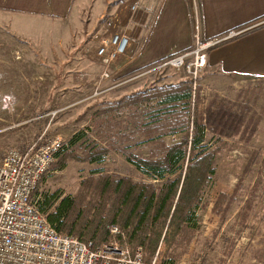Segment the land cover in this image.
I'll return each mask as SVG.
<instances>
[{
	"label": "rangeland",
	"instance_id": "1",
	"mask_svg": "<svg viewBox=\"0 0 264 264\" xmlns=\"http://www.w3.org/2000/svg\"><path fill=\"white\" fill-rule=\"evenodd\" d=\"M195 5L198 7L197 3ZM98 34L103 39L109 37L110 33L104 36L100 32ZM84 39V46L77 47L79 52L76 48L69 51L67 56L59 55L57 63H54L43 56L40 49L12 36L4 26H0V157L10 148L25 150L40 135L43 138L61 135L65 139L64 147L67 148L72 137L79 132L86 134L89 130L90 139L101 143L100 141L112 139L115 132L133 131V124L138 119L137 113L118 111V103H106L107 101L118 100L127 93L148 85H163L185 79L191 81L183 69L165 68L151 71L127 86L116 87L97 100H85L82 95L93 90L104 68L101 60L87 54L96 43L95 40H88L86 35ZM77 57L80 62L75 61ZM85 61L86 65L83 64ZM118 82L120 80L113 77L108 84ZM191 83L192 81L189 85ZM80 85L81 90L76 88ZM207 89L200 83L195 96L191 92L193 115L187 119L186 129L175 134L177 139L173 138L174 135L165 137L168 144H173L179 142L185 131H188L191 140L194 125L198 122L203 130V141L197 146L195 154L203 149H219L213 162L214 174L201 192L200 203L194 208L195 227L189 242L178 245L167 236L162 238L156 253L152 254L148 240L150 224L145 225L140 244L136 246L130 243L129 231L119 225L132 248H143L147 264H152L154 259L155 264H264V174H260L264 155V79L258 80L252 90H242L239 96H225L223 100ZM79 100L83 101L80 103ZM218 100L221 104H217ZM183 103L179 104L181 108L185 104ZM71 104L74 105L70 107ZM101 107L113 108L105 114L107 117L114 116V124L104 130L92 127L93 115ZM59 108L65 110L52 114ZM138 137L139 134H136L134 140L127 141L123 148L126 147L136 155L148 156V144ZM77 145L79 147L76 150L80 155L84 149L83 143ZM256 151L261 152L260 159L252 157ZM189 154V148L181 150L166 167L163 179L140 170L118 150L110 152L102 162L71 160L61 169L54 168L59 158L57 156L49 172L43 177L36 197H40L41 204L48 193L58 191L61 197L75 196L82 181L92 175H100L96 173L98 171L162 186L169 178H175L178 174L184 176ZM260 180L261 183L256 188ZM221 194L227 195L221 204L225 207L223 216L214 212ZM249 200L252 202L251 208L248 207ZM53 210L54 207L49 212ZM112 225L116 224L107 225V229ZM180 237L176 235L177 241ZM96 240L103 242L109 239ZM176 250L180 254L175 255Z\"/></svg>",
	"mask_w": 264,
	"mask_h": 264
},
{
	"label": "trees",
	"instance_id": "2",
	"mask_svg": "<svg viewBox=\"0 0 264 264\" xmlns=\"http://www.w3.org/2000/svg\"><path fill=\"white\" fill-rule=\"evenodd\" d=\"M185 80L147 86L120 100L107 101L106 103H118V111L137 113L134 130L115 132L112 139L100 141L101 143L90 139L89 130L86 134L76 133L70 146L64 147L58 153L59 158L54 165V168L61 169L71 160L102 162L110 152L118 150L140 170L163 179L166 167L175 160L181 150L189 148L190 159L184 176L178 174L175 178L167 179L162 186H156L154 183L136 181L131 177L98 171L96 173L100 175H92L82 181L75 196L61 197L58 191L45 195L40 207L48 214L49 221L58 231L76 235L84 240L100 242L96 239L106 240L112 237L107 225L118 224L117 226L120 225L129 231L130 243L136 246L140 244L145 225L150 224L148 240L152 254L156 253L162 238L167 236L178 245L181 242H189L195 227L194 208L200 203L201 192L214 174L213 162L219 149H203L195 154L197 146L203 141V130L198 122L194 125L191 140L188 131H185L179 142L168 144L165 140L166 136L184 131L187 119L193 115L190 105L191 81ZM182 101L185 104L183 103L181 108L179 104ZM112 109L101 107L98 112L96 110L92 127L104 130L114 124V116L107 117L105 114ZM262 114L264 115V107ZM136 134H139L138 138L142 142L148 144V156L136 155L126 147L123 148L127 141L134 140ZM81 143L84 149L79 155L76 149L79 147L77 144ZM261 155V152L256 151L252 157L260 159ZM260 174H264V155L261 159ZM260 183L261 180L256 188ZM226 198V194L220 195L214 212L222 216L225 214V207L221 204ZM251 203L249 200V208ZM52 207L54 210L49 212ZM176 235L181 236L178 241ZM118 238L121 239L120 235ZM174 254L178 255L180 251L176 250Z\"/></svg>",
	"mask_w": 264,
	"mask_h": 264
},
{
	"label": "crops",
	"instance_id": "3",
	"mask_svg": "<svg viewBox=\"0 0 264 264\" xmlns=\"http://www.w3.org/2000/svg\"><path fill=\"white\" fill-rule=\"evenodd\" d=\"M197 17L204 38L232 27L257 25L212 48L200 77L201 86L220 99L252 90L258 80L264 79V0H0V26L40 49L54 63L59 55L67 56L69 51L82 48L85 35L96 42L87 51L94 55L104 39L98 32L103 36L128 33V59L121 60L119 69L113 72L120 82L131 79L122 84L126 86L148 75L136 77L149 65L190 49ZM79 60L77 57L75 61ZM81 86L76 88L81 90ZM92 91L81 95L85 98Z\"/></svg>",
	"mask_w": 264,
	"mask_h": 264
},
{
	"label": "built area",
	"instance_id": "4",
	"mask_svg": "<svg viewBox=\"0 0 264 264\" xmlns=\"http://www.w3.org/2000/svg\"><path fill=\"white\" fill-rule=\"evenodd\" d=\"M255 26L232 27L220 35L204 38L197 17L194 43L190 49L154 63L136 77L165 68L183 69L192 81L191 92L195 96L207 66L208 52ZM130 42L128 33L114 32L94 49V56L101 60L105 68L85 100L102 97L131 80L108 84L110 78L115 77L113 72L119 69V62L128 59ZM61 110L65 108H59L52 114ZM173 138L177 139L175 134ZM64 146L65 139L61 135L53 138L40 135L25 150L10 148L0 157V264H147L143 248H132L117 225L109 229L111 235L117 238L96 242L62 233L49 221L48 214L40 207L36 191ZM120 234L122 239L118 238Z\"/></svg>",
	"mask_w": 264,
	"mask_h": 264
}]
</instances>
